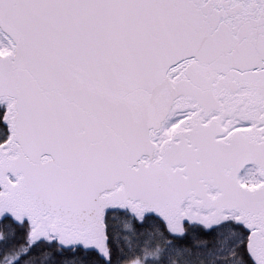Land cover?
<instances>
[{"label":"snow or ice","instance_id":"snow-or-ice-1","mask_svg":"<svg viewBox=\"0 0 264 264\" xmlns=\"http://www.w3.org/2000/svg\"><path fill=\"white\" fill-rule=\"evenodd\" d=\"M0 264H264V0H0Z\"/></svg>","mask_w":264,"mask_h":264}]
</instances>
